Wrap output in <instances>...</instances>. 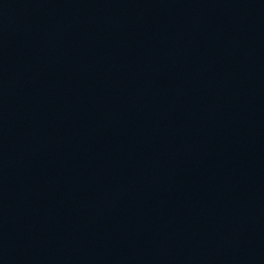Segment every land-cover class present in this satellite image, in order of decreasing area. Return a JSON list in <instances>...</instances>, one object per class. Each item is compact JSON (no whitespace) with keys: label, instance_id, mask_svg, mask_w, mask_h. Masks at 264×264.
Segmentation results:
<instances>
[{"label":"water","instance_id":"obj_1","mask_svg":"<svg viewBox=\"0 0 264 264\" xmlns=\"http://www.w3.org/2000/svg\"><path fill=\"white\" fill-rule=\"evenodd\" d=\"M0 264H264V0H0Z\"/></svg>","mask_w":264,"mask_h":264}]
</instances>
